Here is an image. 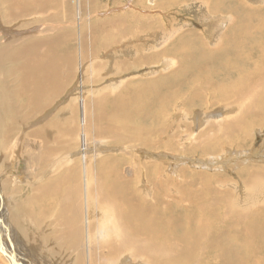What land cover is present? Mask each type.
I'll use <instances>...</instances> for the list:
<instances>
[{"label": "bare ground", "instance_id": "6f19581e", "mask_svg": "<svg viewBox=\"0 0 264 264\" xmlns=\"http://www.w3.org/2000/svg\"><path fill=\"white\" fill-rule=\"evenodd\" d=\"M89 1L97 5V0ZM183 1L197 2L195 14L201 30L192 25V29L184 30L188 25L185 19L178 23L180 34L167 39L169 31L161 43L155 40L160 44L158 52L143 53V46H139L135 58L131 57L128 62L114 58L115 62H112V57L108 60L105 56L113 54V49H107L118 50L119 40L128 33L126 28L121 30L112 26L108 31L112 32V37L101 42L96 35L88 40L82 35L78 41L76 28L65 21L47 28L45 23L49 19L31 26L17 27L15 24L33 14L49 18L46 8L64 7V3L72 4V0H0V169L5 168L7 161L10 163L14 153L19 154L16 166L10 165L7 169L10 173L6 171L0 177V230L5 227L1 219L4 204L11 203L15 197L21 199L24 205L17 208L20 213L17 218L12 217V224L16 226L17 221L22 220L24 228L19 236L20 243L27 244L26 248L30 249H26L27 252L36 257L38 264H45L46 253L39 252V244H33L32 238L29 240L28 230H43L48 209L53 211L55 208L61 221L52 230L49 241H58L63 250L51 247L50 251H61L67 262L76 259L74 264H264V169L253 171L263 176L260 178L246 174L245 165V169L238 172V176L249 177L252 182L245 206L232 204L233 199L237 201L238 198H230L231 191L226 192L229 200L220 201V205L217 198L209 197L205 202V191L220 195L209 176L198 174L197 181L186 176H194L200 171L193 174L184 168L178 171L179 181L167 177L160 181L161 167L155 165L157 169L147 172L140 180V167H145L150 160L138 164V159L129 152L123 154L131 156V160L123 155L121 158L117 155L115 158L113 155L101 157L94 146L91 148L87 144L90 134L106 136L113 144H133L140 153L149 155L151 153L143 150L164 149L163 152L176 155L198 151L212 156L231 147H244L251 139L256 123L264 121V51L262 47L255 51L262 25L252 22L258 20L260 9L252 8L249 3L248 8L244 7V0ZM75 4L79 8L81 0H75ZM204 17L223 25L227 20L231 27L223 34L225 28L216 31L215 24L201 25L202 21L198 19ZM249 22L254 32H259L254 37L248 32ZM163 25L168 26L167 22ZM40 31L47 34L40 35ZM103 31L94 33L101 35ZM27 35L29 37H25ZM82 41H88L86 48ZM164 58L163 66L156 64ZM107 67L117 74L113 79L116 81L111 79L112 76H104L105 72L100 76L95 74ZM147 71L149 73L144 74ZM79 74L78 94H71L60 106L59 101L77 83ZM104 77L110 78H105L106 84L118 88L105 91L104 84H100ZM84 84L96 86V94L88 95ZM182 98L181 106L202 102L204 112L192 108L179 112ZM212 107L214 109L210 110ZM51 109L55 112L50 113ZM206 109L222 114V117L209 119L203 127L199 124L203 123V115L209 113ZM187 113H192L193 118L189 122L182 121V114ZM8 116L26 125L14 138L17 144L14 152L13 146L5 148L9 137L4 135L17 131L18 122L8 123ZM80 116L81 128L76 134ZM132 118H139L141 124L133 127ZM33 122L36 124L31 126ZM28 138H32L33 143ZM180 140L188 141V146L180 147ZM77 145L84 157L81 183L80 165L74 164L80 159L71 158L72 162L68 164L59 155L63 146L64 154L65 149L68 152L69 149L76 150ZM26 146L30 152H20ZM166 154L165 157L173 158ZM95 155L102 162L88 168L91 165L89 157ZM214 160H218L217 155L208 159L209 162ZM155 161L164 163L165 159ZM166 165L170 166L168 162ZM240 166L234 165L235 168ZM15 170L20 173L17 177ZM25 174L23 179L21 176ZM24 180L34 186L39 184L37 195H34L35 190L29 195L28 184L23 185L26 190L22 192L19 185ZM12 185L14 187L10 188ZM5 188L11 189H8L11 200L4 197ZM254 194L259 199L257 202ZM51 198L57 200L58 205L55 206ZM94 200L97 213L93 210ZM207 206L219 209L212 213L222 219V222L219 219L214 222L216 229L209 225L210 215L204 214ZM190 208L200 209L202 214L194 215L192 211L190 215L186 212ZM225 219L233 223L228 224ZM255 221L260 223L257 230L244 228ZM240 224L244 227H239ZM10 237L8 235L7 242L15 245ZM236 238H240V244ZM0 245H3L1 241ZM17 257L18 264H24Z\"/></svg>", "mask_w": 264, "mask_h": 264}, {"label": "rangeland", "instance_id": "374dc122", "mask_svg": "<svg viewBox=\"0 0 264 264\" xmlns=\"http://www.w3.org/2000/svg\"><path fill=\"white\" fill-rule=\"evenodd\" d=\"M157 1L158 0H150V2H149V0H107V1L106 0H100V1L97 0V5H95L94 3H92L89 0H81V4L79 5V8H77L76 4H75V0H72V4L67 2V5H65V3H64V7L62 5L61 6L58 5V6H52L50 8H46L45 13L49 16V18H44L43 16L38 17L37 14H33V16H30V17L28 16L27 19H23V20H19V21L15 22V24H17V27H19L21 25H30L31 26L32 23L37 24L40 21H44V20L47 21V19H49L45 23V24H47L45 28H47V26L54 25V24L59 25V23H61V21H65V22H67L65 24L72 23V25H74V27L76 28L75 29V31H76L75 36H76L78 41L80 40V37L82 35L85 36L86 40H88V38L93 37V35L94 36L96 35L95 38L99 42H101L106 37H107V39L112 37V35H113L112 32H108V31H111L112 26H117L121 30L126 28V30L128 31L127 35L121 37V39L119 40L118 45H120L121 47L119 46L117 48L118 50H115L113 47H111L110 49H107V50L113 49L112 52H114V53L113 54H107V56H105V57H107L108 60L112 57V60H113L112 62H115L114 58H116L115 60H119V59L123 58V59H125V61H127V60L131 59V57H132V59L136 57V55L138 53L139 46L140 47L143 46V47H141L143 53H146L148 51L158 52V50L160 49V44H157L155 42V40H159L161 43L162 42L161 40H163V38L165 39V36L168 34L169 31H170V33H169V37L167 39H171L174 36H176L177 34H180V33H178L179 28L177 26H179L178 23L185 21V19L187 20L188 25L184 26V30H186L187 28L192 29V27H197V30L202 29V27L197 24V19H196L197 17L195 14V7L197 5L196 4L197 2L193 4L192 2H185L183 0H159L158 2ZM244 2L247 3V4L246 3L244 4V7H246V8H248V6H249L248 3H249V4H252V8H254L256 10L260 9L259 18H258V20H256L257 22L255 20H252V22L255 25H259V24L262 25V29L259 30L261 34L257 31H255L256 33L254 32V29L252 28L253 25L250 22H249V24L251 25V27H248V32L252 33L253 37L259 33L257 35V43H256V45L258 47H256L255 51L261 50V47L263 48V51H264V31H263V29H264V0H244ZM140 8H145V9H140ZM77 11H79V15H77ZM68 13L70 14L71 17L68 15ZM221 14L224 15L223 12ZM118 15L119 16L122 15V16L117 17ZM198 20L202 21L201 25L207 26V24H210L212 26L213 24H215L214 27H215L216 31H218V30L221 31L222 28L223 29L225 28L226 30L224 29L222 31L223 34H225V32L229 29L228 27H231L230 23H228L227 20L224 23V25L222 24V22L220 23V21L209 20L206 17H204L202 19H198ZM166 22L168 25L167 27L165 25H163V24H166ZM190 22H192V24H190ZM120 23H122L123 25ZM172 24L174 25V27L172 26ZM231 24H233V23H231ZM191 25H192V27H191ZM200 27H201V29H200ZM100 29L104 30L101 33V35L96 34ZM40 32H42V31H40ZM94 32H96V33H94ZM133 32H135V33L133 34ZM45 34H47V33L42 32L40 35H45ZM128 35H129V37H128ZM25 37H29V36L27 35ZM37 37H39V36H37ZM125 37H127V38H125ZM137 40H138V42H137ZM82 43H85L84 47L86 48L88 41H86V42L82 41ZM213 44H214V41H213ZM121 48H123V49H121ZM144 48H145V50H144ZM163 48H166V46L164 45ZM117 51H118V53H117ZM124 54H127V55H124ZM164 61H166V58H164L163 61L162 60L158 61L156 64L163 66ZM87 67H89L91 69L90 66H87ZM112 71L113 70L111 68L107 67V69L102 70V71L99 70L95 74L100 76V74L102 75L105 72L104 76H112L111 79L113 80L115 78V75H117V74L115 72L113 74ZM110 72H112V73H110ZM87 73L90 75L89 71H87ZM148 73H149V71L145 72L144 74H148ZM110 74H112V75H110ZM105 78L110 79L108 77H104L103 82H102V80L100 82V84H104L103 89L105 91L106 90H113V88H118V86H116V85L113 86L111 84H106ZM113 81H116V80H113ZM80 84H81V77L79 74L77 83L74 86H71L69 88V90L67 91L66 95L64 96V98H62L59 101L60 106H63L64 103H66L70 99L71 94H74V96H76L78 94V87H80L79 86ZM96 88H97L96 86H92L90 84H84V89L88 90V95H91V94L95 95L96 94ZM103 89L100 92H103ZM114 92L118 93V91L115 89H114ZM85 95H87V93H85ZM183 99L184 98H182L180 104L178 105L179 112L189 111L191 108L194 111L196 110V111H203L204 112V107L201 106L202 102L195 101L194 102L195 106H192L191 104L187 105V106H181L182 102L184 101ZM125 101H127V100H125ZM125 101H124V105L126 103ZM75 103L78 105L77 102H75ZM59 105L57 107H59ZM212 109H214V107L210 108V110H212ZM53 110H54V107H53ZM53 110L51 109L50 113H54L55 111H53ZM205 111H207L209 113L203 115V117L201 114L199 115V117H202L201 122H203L199 125H203V127L205 126L204 125L205 122L206 123L209 122V119L211 121L213 118L218 119V118L222 117V114L218 115V114H216L215 111L210 112L207 109ZM77 114H79V113L77 112ZM182 115H183L182 117H184L181 119L182 121L189 122L190 119L193 118L192 113H187V114H182ZM214 116H216V117H214ZM8 118L11 121L10 122L8 120V123L14 124V123L18 122V126H15L17 131H15L13 133H7L4 135L5 137L6 136L9 137V140L6 142L5 148L8 146H13L12 152H14L15 151L14 145L17 146L16 142L14 141V138L18 137L20 132H22L24 130L23 127L26 125L21 123V121H15L14 118H11V116H8ZM77 120H78V125H77L76 134L80 131V128H81L80 127L81 126V116L79 118H77ZM34 123L36 124V122H33V124L31 123V126L34 125ZM39 123H42V122L39 121ZM138 124H141V120L139 118H132V126L136 127ZM254 124H255V121L252 122V125H254ZM75 125H76V122H75ZM116 128H118L117 125H116ZM199 128L201 129L202 127H199ZM253 129H254L253 132H251V139L246 143V145L244 147L242 146V147H239L237 149L234 147H231V148H228L227 151L224 150V152H218L216 154L214 153V154H212V156H209V154H201L198 151L196 153H193V154L192 153H189V154L185 153V154L179 155V153H177L178 155H176L174 153H169L167 151L163 152L162 150H164V149H158V150L146 149V150H143V151H146L148 153H151V155H149V154H145V153H140L141 151H138V149H136L137 147L133 144H125V145L119 144V143L113 144L112 142L109 141V139L106 136L95 137V136H92L90 134H89L90 140L87 142V144L90 145L91 148H93V146H94L97 149V152L99 153L98 156L101 155V157L109 158L113 155V157L115 158L117 155L118 157L121 158V156L123 155L124 157L131 160V158H132L131 156H129V155L125 156L124 155L125 152L126 153L129 152V153H132L133 156H135L138 159V164L140 163L142 165L141 161L150 160V163L145 165V167L143 165L140 167V170L142 169L141 172L139 173V179L140 180L144 179V176L147 172H151L154 169H157L155 167V165H159L161 167L160 171L162 173L159 177L160 181H165L166 177L169 179H174V180L179 181V178L177 179V177L179 176L180 170L184 169V168L187 169L189 171V173H193V174L200 171V173H197L194 176L193 175H190V176L186 175V176L190 177L191 180H193V178H194V181H197L198 174L207 175L211 178V181L213 182L212 186H214L216 184L214 187L217 188L216 189V191L218 190L217 192H220V195L218 193H214L212 195L211 192L206 193V191H205V193H203V196H205V199H206L205 202H208V200L210 198H217L216 200H218L219 204L221 205L220 201L229 200V198H228L229 195L227 196L226 192L231 191L230 198H232V197H234V198L236 197V199L238 198L237 201H234V199H233L232 204H238L240 206H245L244 204L246 203V199L248 197L247 191H249V189L251 188L252 182L249 181V177H247V179H246L245 177L238 176L239 175L238 172L247 168V169H245L246 174L247 173L249 175L251 174L252 177H254V178H260V176H262V175L260 173H257V172L253 173V171L256 169H259V170L264 169L263 168L264 165H255L256 163H258V164L264 163V121L261 123L257 122L256 125L253 127ZM196 131H197V129H196ZM77 137H76V140H77ZM28 139L31 140L33 143L32 138H28ZM179 145H180V147H182L183 145L188 146V141L180 140ZM27 148H28V146L24 147L23 150H21L20 152H23L25 150L30 152V149H27ZM63 149H64V146H63ZM63 149L59 152V155L61 156L62 159L65 160L66 163L70 164L72 162L70 160L71 158H73V159L79 158L80 159V161H75L74 164L80 165V169L78 170V173H79V177H80L79 181L81 183V181L83 179L82 178V168L84 166V162H83L84 157L82 155L81 149L77 145L76 150H70L69 149V152H70L69 153L65 149L64 154H63ZM91 151H94V150H91ZM165 152L168 153L169 155H172L173 158L170 156L165 157V156H167V154ZM9 154H10V152H9ZM216 155L218 157V160H216V161L214 160V162L208 161L209 157H215ZM98 156L95 155L94 157H89L91 165L88 168H92V167L96 166V163L102 162L101 158H99ZM14 157L12 158V160L13 161L15 160V161L13 162L12 160H10L11 164L8 163V161L6 162L5 168H4L5 170L0 169V177L6 171H7V173H10V171L7 170L10 168L9 167L10 165H12L14 163V166L13 165L11 166L12 168H14L16 166V164L19 162L18 161L19 160L18 152L14 153ZM16 157H17V160H16ZM128 159L126 160V163L128 162ZM154 159L155 160L165 159V161H163L164 163H159V161H155ZM205 159H207V160H205ZM65 162H64V167H67ZM166 162H168L170 164V166L166 165ZM240 164H241L240 167H238V168L234 167V165L238 166ZM251 164H254V166ZM244 165H245V168H243ZM166 168H169L173 172L170 173ZM201 171H202V173H201ZM19 175H20V173H18V171L15 170L14 176L17 177ZM50 175L52 176L53 174H50ZM26 176L27 175L25 174V176L22 175L21 177H23V179H24ZM212 179H214V180H212ZM145 181H147V180L145 179ZM24 184L29 185V189H30L29 195L33 194L32 190H35L34 195L38 194L37 193V189L39 186L38 183H36L35 186L31 185L30 181H25L24 183H21L19 186L23 188L22 192H24L26 190V187L23 186ZM150 186H152V185H150ZM12 187H14V186L12 185L10 188H12ZM10 188H5L3 190L4 197L6 196L9 200H11L10 199V192H9V190L11 191ZM228 189H230V190H228ZM223 192L225 193V195L222 194ZM15 195H18V194H15ZM193 196H195V195H193ZM222 198H224V199H222ZM258 200L259 199L254 194V201L257 202ZM21 201H22L21 199L18 200L15 197L11 203L8 202V204L6 205L8 207L7 209H6L5 204L3 206L1 219L3 220V224L5 227H4V229L0 230V241L3 244V245H0V247L8 255L4 256L0 252V264H2V263L3 264H18V261H17L18 257L17 256H19L20 261H22V263H24V264H38L36 257L33 256L32 254L30 255L27 252V250H26V249H28V248H26L27 244L22 245L20 243L19 236H22V230L24 228L22 220L19 219L17 221L16 226L12 224V217L17 218V216H18L17 214L20 213V209L17 210V208L19 206L24 205V203H21ZM56 201L53 198H51V202L55 206L58 205V201L57 202ZM93 202H94L93 210L97 213V211L95 210V208L97 207V202H96V200H94ZM33 203L34 202H32V204ZM210 207L211 206H209V207L207 206L206 213H204V214L210 215L209 216V220H210L209 225L212 228L216 229V225L214 222L217 219H219L222 222V219L218 215L215 217L212 216V213H214V212L216 213L215 210L219 211V209H216L215 207L210 209ZM255 207L258 208V206H255ZM219 208H220V206H219ZM221 208H223V204H222ZM195 209L196 208H190L186 212H188L190 214L193 211L194 215L202 214L200 209L199 210L196 209V211H195ZM211 210H213V211H211ZM180 211H177V212H180ZM196 213H198V214H196ZM5 214H7L6 218H5ZM94 216L96 219H98V218L101 219L100 216H97V215H94ZM59 221H61V218H60L59 214L57 213L56 208L53 211H50V209H48V213H46L45 219L43 220V225H42L43 230L41 228H40V230H34V231L28 230V232L30 233V236H31L29 240H31V238H32L33 244H35V245L39 244V246L41 247L39 252H45L46 253L45 257H47V258H46V260H44L45 264H74L76 259L72 258L73 262H72V260L67 262V258H64V254L61 251H59V250L50 251L51 247H56L60 250H63V247H60L58 241H56V240H50L49 241L50 236L53 234L52 230H55L57 228V226L60 225ZM225 221H226V219H225ZM256 222L257 221L250 223V226L246 225L245 227H244V224H240L241 226H239V227H244V228L247 227L246 230H257V227H259L260 223H256ZM226 223H228V224L233 223V221L230 222L229 220H227ZM27 224H28V222H27ZM28 227H29V224H28ZM8 235H11L15 245H10L7 242ZM57 235H58V233H57ZM246 236H248V234ZM236 239L238 240V243L240 244V238H236ZM29 250L30 249H28V251ZM242 250H243V248H242ZM245 251H246V249H245ZM16 254H17V256H16ZM73 254H74V252H73ZM25 256H27V257H25ZM21 258L23 260H21ZM27 258H29V259H27ZM1 261H3V262H1ZM27 261H29V263H27ZM136 263L141 264L140 262H136Z\"/></svg>", "mask_w": 264, "mask_h": 264}, {"label": "water", "instance_id": "95a60500", "mask_svg": "<svg viewBox=\"0 0 264 264\" xmlns=\"http://www.w3.org/2000/svg\"><path fill=\"white\" fill-rule=\"evenodd\" d=\"M0 252L4 255L7 256L8 254L0 247Z\"/></svg>", "mask_w": 264, "mask_h": 264}, {"label": "crops", "instance_id": "0c3cea01", "mask_svg": "<svg viewBox=\"0 0 264 264\" xmlns=\"http://www.w3.org/2000/svg\"><path fill=\"white\" fill-rule=\"evenodd\" d=\"M25 257H27V256H25ZM27 259H29V258H27Z\"/></svg>", "mask_w": 264, "mask_h": 264}]
</instances>
